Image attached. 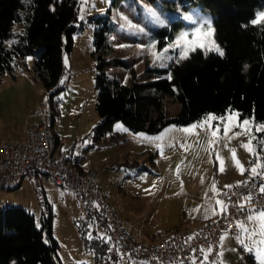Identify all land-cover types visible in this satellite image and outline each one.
Wrapping results in <instances>:
<instances>
[{
  "label": "rangeland",
  "instance_id": "rangeland-1",
  "mask_svg": "<svg viewBox=\"0 0 264 264\" xmlns=\"http://www.w3.org/2000/svg\"><path fill=\"white\" fill-rule=\"evenodd\" d=\"M113 1L87 0V3L82 4L79 0L77 20L73 23L76 28L73 32V49L64 56L65 74L62 82L65 90L59 97L54 130L65 150L74 151L76 159L99 174L100 187L109 195L112 205L118 212L125 214L126 221L132 219L136 223V232L132 230L134 236L147 242L152 237L149 235L161 234L166 237L185 229V226L178 225L182 222V205H193L196 201L193 199L199 197L212 204L217 200V194L211 191L213 184L221 192L225 185H232L248 176L264 182L260 176L250 173L255 164L264 160L240 146L247 142V137L244 134L234 135L241 131L239 128H232L225 136V125L221 123L220 131L213 136L212 128L220 123L218 120L210 121V127L183 131L205 118L188 126H169L157 135L129 133L125 125L119 122L115 124L112 134L128 133L126 141L89 148L93 144V129L101 121L96 111L98 91L95 76L98 60L93 56L97 17L107 16L108 11H112L109 49L105 55L109 64L105 71L110 80H119L124 84L132 83V74L119 63L115 64V61H122L133 68L139 82H151L158 77L148 73V68H168L173 61L182 56L188 57L193 52L190 44L177 43L181 33L193 31L204 19L210 20L214 29L213 18L202 12L200 7H185L181 2L174 3V0H123L115 5ZM148 9L155 11L164 24H156ZM188 15L197 23L186 19ZM180 22L182 28L175 33L176 40L168 41L159 49L156 32L167 29L171 34L175 24ZM138 28H144V32H139ZM200 43L207 46V52L219 54L212 50L218 45L214 33L202 36ZM196 49L206 51L201 47ZM24 65L29 70H24ZM24 65L16 71V79L6 75L0 82V141L6 138L23 139L30 123L34 119L38 121L40 106L47 100L41 83L33 79L34 58L29 57ZM170 109L175 115L180 104L171 105ZM232 121L243 120L240 116H232ZM253 132L257 137H264V133L255 132L254 129ZM112 134L108 135V140ZM252 144L259 152L257 141H252ZM185 146H188V150H185ZM231 148L236 150V156L245 168L243 175L235 166L229 151ZM217 153L223 160V171H220ZM260 156L264 158V152ZM114 163L117 169L111 168ZM63 192L65 201L60 202L57 197L51 199L54 206L53 232L60 245L62 264H144L128 257L115 259L107 256L109 260L107 257L98 260L94 250L86 249L76 223L85 217L78 197L69 190L64 189ZM26 200L32 202L29 208L24 206ZM9 206L25 207L34 214L40 225L42 208L35 190L28 182L19 189L0 190V209ZM100 228V223L92 222L88 238L95 235V230L100 232L98 236L103 237ZM246 243L251 245V240L246 239ZM220 252H223L221 260L225 264H257L253 255L230 235L221 240Z\"/></svg>",
  "mask_w": 264,
  "mask_h": 264
},
{
  "label": "trees",
  "instance_id": "trees-1",
  "mask_svg": "<svg viewBox=\"0 0 264 264\" xmlns=\"http://www.w3.org/2000/svg\"><path fill=\"white\" fill-rule=\"evenodd\" d=\"M176 1L185 7H200L213 18L214 38L224 55L196 49L168 68H148V73L158 78L146 83L137 80L128 64L117 60L115 64L130 70L132 83L110 80L105 55L112 11L97 17L93 56L98 60L96 111L101 121L93 129L89 148L126 141L128 133L112 134L119 122L129 133L157 135L169 126H188L209 114L224 116L231 110L239 113L241 120L264 124V23H251L264 13V0ZM78 4L79 0H0V82L6 75L16 79L15 72L33 57V79L49 96L55 121L59 97L65 90L64 56L73 49ZM181 28L180 22L171 34L167 29L156 32L158 48L176 40L175 33ZM23 68L29 70L27 65ZM177 103L180 109L172 115L170 106ZM92 222L96 221L85 216L76 223L86 249L94 250L102 261L109 256L108 244L106 237L96 233L88 238ZM59 249L51 207L40 225L25 207L0 209V264H62Z\"/></svg>",
  "mask_w": 264,
  "mask_h": 264
},
{
  "label": "built area",
  "instance_id": "built-area-1",
  "mask_svg": "<svg viewBox=\"0 0 264 264\" xmlns=\"http://www.w3.org/2000/svg\"><path fill=\"white\" fill-rule=\"evenodd\" d=\"M48 97L40 106L38 121L27 131L24 140L0 142V190L17 189L28 180L40 202L43 218L50 213L46 188L71 191L80 198L84 216L107 229L108 254L112 258L128 257L144 264H193V261L219 264L221 237L227 233L236 239L239 234L236 221L244 220L251 209L264 210V193L259 191L264 182L248 176L217 195V200L229 205L225 214L192 231L175 232L166 237L155 234L147 242L141 241L112 207L100 187L99 174L79 172L56 146L55 114ZM246 195L253 199L240 210L237 205L244 202ZM205 252H208L207 260H204Z\"/></svg>",
  "mask_w": 264,
  "mask_h": 264
},
{
  "label": "snow or ice",
  "instance_id": "snow-or-ice-1",
  "mask_svg": "<svg viewBox=\"0 0 264 264\" xmlns=\"http://www.w3.org/2000/svg\"><path fill=\"white\" fill-rule=\"evenodd\" d=\"M81 3H87V0H81ZM149 14L155 18V23L163 25L164 21L161 20L155 11L152 9H148ZM186 19L192 21L193 23H197L196 20H193V17L191 15H188L185 17ZM127 19V18H125ZM252 24H261L264 23V13H259L257 15V18L251 22ZM131 27H136L135 25H130ZM205 26H207V30L205 32ZM139 32L143 33L144 28H138ZM214 33V29L211 27V22L208 19L202 20L201 23L198 24V26L191 32H183L181 33L177 43L184 42L191 45V50L194 51L196 47L204 48L206 51L207 46L205 44L200 43V39L204 35L211 36ZM214 44V41H213ZM216 52L219 53V55L223 56L224 52L223 50L217 45L214 47ZM181 58H187L186 56H182ZM171 78V77H169ZM232 116H239V113H232L231 110H229L228 114L225 116H215L213 114H209L205 117L204 121L192 125L190 128H185L183 131L185 132H192L196 128H205L206 126L210 127L209 122L212 120H218L220 123H218L214 128H212V135L216 136V134L220 131L221 123L225 125L223 132L224 135L227 136V134L231 131L232 128H239L241 131L234 133L235 136H239L241 134L246 135L247 142L242 143L240 146L243 147L245 150L250 152L253 156H256L258 159L264 160L260 156L261 152H264V137H257L254 132L264 133V124H256L254 119H244L243 121H232ZM142 135V134H141ZM257 141V143L260 145V151L258 152L256 147L252 144V141ZM212 141H209V144H211ZM185 150H188V146H185ZM232 159L235 162V166L238 168V170L241 172V175L244 174L245 168L240 163L239 159L236 156V150L234 148L229 149ZM217 160H220L221 167L220 171H223V160L219 156V154H216ZM259 170V171H258ZM250 173L252 176H260L262 180H264V162L255 164L254 167L250 169ZM177 174H179V167L177 168ZM240 185L238 184L237 187ZM226 188H232V185H225ZM146 191H149L146 189ZM211 191L215 192L217 195H219V191L216 189L215 184L212 185ZM259 191L261 193H264V183H262L259 187ZM253 197L251 195H246L243 197V203H240L237 205V207L240 210H244L246 207V204L250 203L252 201ZM216 204L219 205V211L215 207L211 209L212 214H225L227 212V209L229 205L222 200H217ZM97 207H99L97 205ZM194 211H199V209H194ZM237 228L239 229V234L236 235V239L241 245V247L245 250L251 253L256 260L257 264H264V210L257 211L255 209L249 210V214L245 217L244 220H237L236 221ZM228 234L225 233V236L221 237V240L225 239ZM253 237H259V239H253ZM91 238V237H90ZM191 239V237H190ZM247 240H251V245L246 243ZM203 252L204 250L201 249ZM212 249L209 248L208 252H211ZM208 252H205L204 254V260H207L208 258ZM221 257L223 256V252L218 253ZM193 264H195V261H193ZM219 264H225L223 260L219 261Z\"/></svg>",
  "mask_w": 264,
  "mask_h": 264
},
{
  "label": "crops",
  "instance_id": "crops-1",
  "mask_svg": "<svg viewBox=\"0 0 264 264\" xmlns=\"http://www.w3.org/2000/svg\"><path fill=\"white\" fill-rule=\"evenodd\" d=\"M16 73V72H15ZM17 75V74H16ZM37 121L36 119H34V121H32L29 125V127L27 128V131L30 129V127L35 124ZM56 125V121H55V124H54V127ZM26 131V133H27ZM26 133L24 135V138L23 139H9V138H6L1 140V141H7V140H24L25 139V136H26ZM56 134V133H55ZM0 141V142H1ZM55 143H56V146L58 147V149L67 155V158H68V161L69 163L71 164V166L73 168H75L76 170H78L79 172L81 173H88V172H93L92 168L88 167L86 165V163L84 162H81L80 160L76 159L75 158V155H74V151H69V150H65L64 149V146L62 145L61 143V140H60V137L58 136V134H56V137H55ZM112 165H116V163L112 164ZM111 165V166H112ZM117 166V165H116ZM118 168V166H117ZM116 168V169H117ZM28 182L29 183V186H32L31 183L26 180L24 181V183L22 184V186H20L19 188L23 187L24 184ZM17 188V189H19ZM226 188V187H225ZM64 189H60V190H56V189H53V188H46L45 189V192H46V197H47V200H48V203L51 207V211L53 213V204L51 202V199H53L54 197H57V199L61 202V201H65L64 199V192H63ZM103 191V190H102ZM106 194V193H105ZM107 195V194H106ZM109 197V195H107ZM78 197V196H77ZM200 198V197H199ZM194 198L193 200H196L193 205H190V204H183L182 205V210H181V214H182V222L179 223L178 225L180 226H185L184 228L185 229H182L181 230H177L175 232H183V231H192L194 229H197L198 227H200L203 223L205 222H209L211 220H214L216 218H218L220 216V214H216V215H213L212 214V211L211 209L213 207H215L217 209V211H219V205L216 204V201H214L212 204L209 203L205 198ZM110 199V198H109ZM28 200V199H27ZM27 200L25 201L24 203V206H27L28 208L30 207V204H32L31 201L27 202ZM78 200L80 202V206L82 208V204H81V200L80 198L78 197ZM192 200V201H193ZM111 202V200H110ZM66 204L68 202H65ZM112 205V203H111ZM112 207L116 210V208L112 205ZM194 209H199V211H194ZM28 210V209H27ZM82 211H83V208H82ZM118 212V210H116ZM121 219L123 220V222L126 224V226L129 228V231L134 235V233L132 232L135 231L136 232V228H137V225L136 223L132 222V219H128V221H126L124 219V216L125 214L123 213H120L118 212ZM101 225V224H100ZM140 228V227H139ZM100 231L101 233H103V237H106L107 236V229L101 225V228H100ZM141 232L142 229H141ZM174 232V233H175ZM95 233L98 234L100 233L99 231L95 230ZM173 234V233H172ZM99 235V234H98ZM139 235H142L139 233ZM154 235V234H153ZM153 235H149L148 237L150 236H153Z\"/></svg>",
  "mask_w": 264,
  "mask_h": 264
}]
</instances>
